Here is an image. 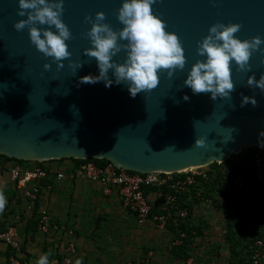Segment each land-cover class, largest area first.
<instances>
[{
  "label": "water",
  "instance_id": "1",
  "mask_svg": "<svg viewBox=\"0 0 264 264\" xmlns=\"http://www.w3.org/2000/svg\"><path fill=\"white\" fill-rule=\"evenodd\" d=\"M121 3L63 0L61 20L71 33L65 42L71 55L57 69L30 43L27 27L13 28L26 19L17 15V0H0V155L38 163L98 159L128 172L181 173L224 163L245 148L264 147V94L246 85L249 76L258 80L264 74L259 49L250 56V71H237L230 62L234 90L229 98L213 102L210 94L194 95L183 87L190 67L204 59L196 54L197 44L212 25L238 24L235 38L264 40V0H157L152 14L177 36L186 63L171 78L167 70L158 71L157 87L135 98L124 85L79 83L83 76L98 75L94 58L83 55L90 47L85 34L91 24L85 17L94 20L103 13V23L118 31ZM124 58L121 51L113 60L123 63ZM69 61L83 66L73 71ZM241 95L254 97L257 106L240 107ZM198 139L202 147L195 146ZM257 166L263 170L264 160Z\"/></svg>",
  "mask_w": 264,
  "mask_h": 264
},
{
  "label": "crops",
  "instance_id": "2",
  "mask_svg": "<svg viewBox=\"0 0 264 264\" xmlns=\"http://www.w3.org/2000/svg\"><path fill=\"white\" fill-rule=\"evenodd\" d=\"M16 165L22 172L41 169L48 174L36 181L40 190L34 214L28 211L29 203L23 198L22 190L10 178V170ZM76 166L70 160L43 163L0 160V191L7 201L0 212V220L17 228L20 252L13 258L17 264H36L44 254H49V264L54 260L63 264L66 257L70 259L69 264H75L77 259L82 264H129L142 258H148V264H187L188 259H192L191 264H216L203 252V246H222L224 218L217 206L221 203L220 197L200 198V190L191 191L186 197V203L197 201L192 204L193 225L205 229L201 236L192 239L189 245L191 256L183 260L171 253L172 248L180 247L171 228L157 229L148 222L137 224L135 217L121 207L115 189L106 193L103 185L74 176ZM58 175L64 177L59 179ZM145 193L148 202L154 206L156 197L153 192ZM43 210L54 224L66 227L73 235L66 231L40 233L37 217ZM70 244L74 245L73 254L63 249ZM8 248L0 242V264H12Z\"/></svg>",
  "mask_w": 264,
  "mask_h": 264
},
{
  "label": "clouds",
  "instance_id": "3",
  "mask_svg": "<svg viewBox=\"0 0 264 264\" xmlns=\"http://www.w3.org/2000/svg\"><path fill=\"white\" fill-rule=\"evenodd\" d=\"M157 0H122L117 10V21L122 25L118 31L103 23V13L97 12L95 19L85 17V21L91 24L86 32L90 47L86 48L83 55L94 58L98 75H86L79 78L80 84L93 85L103 82L108 88L115 85H124L131 98L138 93L152 90L159 83L158 71L167 70L168 78H171L174 70H182L185 66V56L181 44L175 34L167 32L163 21L152 14L151 5ZM17 15L25 17L17 21L13 28L21 31L27 27L30 43L45 58H51L57 69L64 67L61 61L70 57L67 51L66 41H69L71 33L62 22L63 0H17ZM27 10V11H25ZM35 25L47 28H37ZM51 29H54L51 30ZM240 29L238 24L216 23L208 29V34L198 42L196 54L203 57V61L197 60L187 73L183 81V87H187L196 95L208 93L213 102L217 98H229L234 90L231 81L230 62L237 71H250L248 62L253 52L258 49L264 53V40L253 37L250 40L241 41L234 37ZM43 37V38H41ZM127 41V43H121ZM121 51L125 58L123 63H117L113 57ZM264 63V56L261 58ZM82 63L73 64L69 61L68 67L73 71L80 69ZM48 71L50 65H43ZM111 73L112 79L109 78ZM249 88L255 87L264 94V74L259 79L249 76L246 80ZM187 101L188 96H183ZM257 106L254 97L241 95L240 107ZM196 147H202L203 140H195ZM7 201L0 191V212L4 210ZM36 264H49V254L39 257ZM75 264H82L77 259Z\"/></svg>",
  "mask_w": 264,
  "mask_h": 264
},
{
  "label": "built area",
  "instance_id": "4",
  "mask_svg": "<svg viewBox=\"0 0 264 264\" xmlns=\"http://www.w3.org/2000/svg\"><path fill=\"white\" fill-rule=\"evenodd\" d=\"M255 149L256 152L249 159L247 154L243 159L239 155H233L235 157L232 160L241 166L235 172L233 179L229 181L232 187L229 198L242 216L254 219L255 213L259 215V219L250 227L249 232L244 234V237L252 239V242L248 243L249 264H264V180L262 179L264 178V167L261 170L257 166V160H264V147ZM82 161L76 166L74 176L103 185L106 193L110 189H115L121 207L135 217L137 224L142 225L148 222L157 229L178 228L181 224L186 223L189 208L188 206L179 208V196H188L194 190L202 192L203 188H200L199 185L201 180L207 179V173L202 169L187 170L181 173L149 172L140 174L118 169L112 164L98 167L93 162ZM221 164H217V166L219 167ZM47 175L41 169L22 172L17 165L10 170L11 180L19 190H22L23 198L29 203L28 211L33 212L34 203L38 197L39 186L36 181L46 178ZM57 177L61 179L64 176L58 175ZM146 191L153 192L155 195L156 204L154 206L148 202ZM153 210L158 211L152 213ZM37 229L42 234L49 231H66L68 235H73L66 227L54 224L49 214L44 210L38 213ZM259 231H262V237L258 235ZM192 234L195 235V231ZM17 236V228L8 225L4 231H0V242L18 253ZM185 237V233H180L179 239L175 241L176 244L180 245L181 240ZM63 249L66 253H74L73 244L64 246ZM214 254L217 256L216 253ZM11 258V263L17 264L14 257ZM148 262V258H142L129 264H148ZM52 263L58 264V260H54ZM62 263L69 264V257L63 259ZM191 263L192 259H188L187 264Z\"/></svg>",
  "mask_w": 264,
  "mask_h": 264
},
{
  "label": "trees",
  "instance_id": "5",
  "mask_svg": "<svg viewBox=\"0 0 264 264\" xmlns=\"http://www.w3.org/2000/svg\"><path fill=\"white\" fill-rule=\"evenodd\" d=\"M235 157V156H234ZM233 157H230V159L227 162V165L224 169V173L221 174L219 172L220 169L217 166V164H212L209 166V169H213L212 172L208 173V177L210 178L213 174H217L216 182L219 178L220 182L218 185H221L222 189L219 192L220 196L222 197L221 201V211L223 214V224H222V243L220 247H212L209 249L212 251V253H216V255L219 257L221 255V252L223 249H225L228 252V257L225 259V264H249V256H250V250L248 243L252 242V239H247L244 237V234H247L250 230V227H252L256 220L259 219V215L257 213L254 214V219L252 218H247L245 216H242L241 213L238 211V208L235 207V204L231 202L229 195L231 192V185L229 184V181H231L234 177L235 172L239 169L241 166L238 163H235L233 160ZM0 160L1 161H12V162H17L21 163L23 161H17L14 159H9L3 155H0ZM62 160H70L73 161L76 165L83 161H78L74 159H62ZM88 162H93L96 166L98 167H104L108 164H110L106 160H98V159H87ZM231 165V167H230ZM218 169V170H217ZM208 179V178H207ZM206 180H201L200 187L203 188L201 192V197L203 199H209L213 197V193L211 191V184L207 183ZM200 180V179H199ZM198 180V181H199ZM40 190V189H39ZM39 195V193H38ZM186 197L185 195L179 196L178 204L179 208L181 207H187L189 208V213H188V220L186 223L181 224L178 228H173L169 227L174 231V234L177 239L180 237V233H185L186 237L181 240L180 247H174L172 248V255L181 258L183 260H186L190 258V252L191 249L189 248V245L192 241V239L195 236H201L203 230L205 227H200L198 228L197 226H194L191 218L193 215V209H192V204L196 203L197 201H193L192 204L186 203ZM34 208H33V214L36 212V201L34 203ZM152 213H157V210H153ZM10 215V214H9ZM32 222V221H30ZM29 223L28 225H30ZM8 225V222L3 220L1 222L0 220V231H4ZM195 231L196 235H193L192 233ZM258 235L262 237V231H259ZM9 247V246H8ZM10 255L13 256L14 258L16 257L17 254L20 252V247L18 253L11 249L10 247Z\"/></svg>",
  "mask_w": 264,
  "mask_h": 264
},
{
  "label": "rangeland",
  "instance_id": "6",
  "mask_svg": "<svg viewBox=\"0 0 264 264\" xmlns=\"http://www.w3.org/2000/svg\"><path fill=\"white\" fill-rule=\"evenodd\" d=\"M256 152V149L255 148H245V149H242L241 152L237 155H239L242 159L243 157L247 154L248 155V159L251 157V155ZM234 158V156H231ZM238 157V156H237ZM227 165V162H224L222 163L220 166H219V169L221 172V174H223L224 172V169ZM205 173H210L213 171V169H209V167H206L204 169H202ZM218 170V169H217ZM207 183L208 184H211V186L209 188H211V191L214 192V196H218L220 197L221 201H222V197L220 196L219 192L221 191L222 187L221 185H218V183L220 182L219 178L217 180V182L215 181L216 178H217V174H213L210 178L208 177L207 175ZM201 188V187H200ZM199 192V190H197ZM200 198H201V194H200ZM217 206H218V209L220 208L221 209V203H217ZM213 206H211V209H214V207L212 208ZM221 211V210H220ZM239 211V210H238ZM222 212V211H221ZM240 212V211H239ZM241 213V212H240ZM206 233V232H205ZM205 246V245H204ZM203 246V252L204 253H207L209 255L210 258H212L213 261H216V264H225V258L228 257V252L224 249V251H222L221 255L218 256H215L214 253H212V251H210L209 249L212 248V246ZM226 248V247H225ZM218 257V258H217ZM225 257V258H224ZM223 261V263H222Z\"/></svg>",
  "mask_w": 264,
  "mask_h": 264
}]
</instances>
